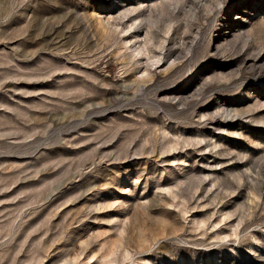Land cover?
<instances>
[{
	"label": "rangeland",
	"instance_id": "obj_1",
	"mask_svg": "<svg viewBox=\"0 0 264 264\" xmlns=\"http://www.w3.org/2000/svg\"><path fill=\"white\" fill-rule=\"evenodd\" d=\"M0 264H264V0H0Z\"/></svg>",
	"mask_w": 264,
	"mask_h": 264
}]
</instances>
